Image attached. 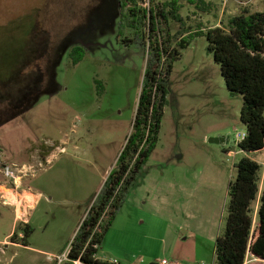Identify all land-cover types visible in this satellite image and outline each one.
<instances>
[{"label": "rangeland", "instance_id": "rangeland-1", "mask_svg": "<svg viewBox=\"0 0 264 264\" xmlns=\"http://www.w3.org/2000/svg\"><path fill=\"white\" fill-rule=\"evenodd\" d=\"M205 1L209 10L178 0L184 21L173 20L171 33L222 26L245 8L264 11V0ZM119 22V0H0V188L19 200L35 196L16 219L17 205L0 189V264H60L116 166L148 59L123 42L134 30ZM208 44L195 36L174 63L157 147L99 247L101 261L212 263L242 157L261 164L264 189V149L241 150L243 98L229 91ZM74 46L85 49L78 64ZM253 208L256 224L259 199Z\"/></svg>", "mask_w": 264, "mask_h": 264}, {"label": "trees", "instance_id": "trees-1", "mask_svg": "<svg viewBox=\"0 0 264 264\" xmlns=\"http://www.w3.org/2000/svg\"><path fill=\"white\" fill-rule=\"evenodd\" d=\"M144 1L119 0L120 29L128 25L134 30L133 37H125L123 42L138 44L148 54L132 132L73 240L64 249L63 253L70 246L68 259L61 264L117 263L99 260V247L157 147L169 77L175 61L181 58V50L187 48L195 36L206 35L208 51L219 64L229 91L243 98L241 120L246 126V136L239 142L241 150L256 152L264 149V11L252 12L245 8L229 17L222 26L189 34L184 27L177 34H172V21H184L178 0H149L148 7L140 6ZM188 1H198L197 6L201 4L204 10H209L212 5L205 0ZM118 36H121V31ZM71 55L73 63L78 64L85 56V49L74 46ZM236 168V179L228 190L226 225L217 239L213 264H264L249 262V258L264 261L261 164L244 156ZM258 199L255 224L253 204ZM29 234L27 231L25 237Z\"/></svg>", "mask_w": 264, "mask_h": 264}, {"label": "bare ground", "instance_id": "bare-ground-1", "mask_svg": "<svg viewBox=\"0 0 264 264\" xmlns=\"http://www.w3.org/2000/svg\"><path fill=\"white\" fill-rule=\"evenodd\" d=\"M0 189L1 190H4V192L7 194L6 197L8 198V200H9L10 203H12L13 205L14 204L17 205V213H18V216L19 217L26 216V214H27V208L31 205L30 202H27L26 201V199L27 198H35L34 194L31 191H28V192L25 191V195H24V198L25 199L22 197L19 200L17 198V195L11 189H9L7 187H3V186ZM21 201H23V204H22ZM22 206H25L26 207V211L25 212L22 211Z\"/></svg>", "mask_w": 264, "mask_h": 264}, {"label": "built area", "instance_id": "built-area-1", "mask_svg": "<svg viewBox=\"0 0 264 264\" xmlns=\"http://www.w3.org/2000/svg\"><path fill=\"white\" fill-rule=\"evenodd\" d=\"M245 136H246V132H242V133H239L238 134V136H237V140L239 141V142H241L244 138H245ZM6 175H8L9 177L10 176H12L14 179H15V185L18 187V178H20V177H18V176H16L13 172H10V171H8L7 173H6ZM13 190H15V189H12V191ZM14 192V191H13ZM16 193L15 194H19L17 191H15ZM3 198H4V201H5V203H9V200H8V198L5 196V195H3ZM17 209V208H16ZM16 213H17V211H16ZM16 219H20V217L18 216V213H17V217H16ZM21 220H22V218H21ZM69 252H70V246H69V248L64 252V254H63V258H62V256H60L58 259H59V261H60V264L64 261V260H67L68 259V254H69ZM159 264H182V263H179V262H177V261H170V260H168V259H162V260H160V262H159ZM201 264H213V262L212 263H201Z\"/></svg>", "mask_w": 264, "mask_h": 264}, {"label": "crops", "instance_id": "crops-1", "mask_svg": "<svg viewBox=\"0 0 264 264\" xmlns=\"http://www.w3.org/2000/svg\"><path fill=\"white\" fill-rule=\"evenodd\" d=\"M27 192V191H26Z\"/></svg>", "mask_w": 264, "mask_h": 264}]
</instances>
